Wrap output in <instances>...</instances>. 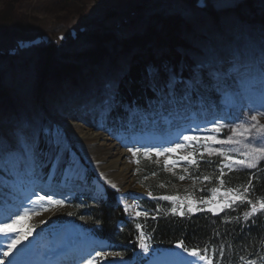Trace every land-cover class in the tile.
Here are the masks:
<instances>
[{"label":"rangeland","instance_id":"rangeland-1","mask_svg":"<svg viewBox=\"0 0 264 264\" xmlns=\"http://www.w3.org/2000/svg\"><path fill=\"white\" fill-rule=\"evenodd\" d=\"M43 36L51 41L10 53L19 41ZM47 46L54 48L50 57ZM131 64L142 65L154 94L143 104H125L122 99L123 76ZM172 74L182 81L198 75L200 82L191 89L181 83L173 91ZM153 79L159 81L157 86ZM166 117L176 124L171 132L181 130L169 142L146 143L147 134L164 135ZM252 124L257 127L244 130ZM262 125L264 0H0V156L4 157L0 161V205H5L9 195L32 190L18 211H9L12 215L0 221L11 224L20 217L14 225L17 231L0 233V260L22 230L30 232L23 240L25 246L19 243L9 254L33 250L48 262L62 246L72 248L56 264L77 262L80 248L87 243L96 246L90 251L94 264H178L164 258L170 253L183 255L187 264H207L184 248L199 249L212 264H264V250L245 245L246 240L226 239L221 234L178 249L170 240H156L152 227L160 216L191 219L189 208L215 227L238 224L246 213H252L247 203L253 202L249 185L231 186L223 177L245 172L254 179L264 170V153L254 151L264 147ZM20 133L38 145L35 158L23 166L9 155L18 149ZM81 134L110 135L116 143L129 140L121 147L133 168L129 179L114 188L110 157L97 155L101 151L92 153ZM184 136L199 140L185 142ZM207 137L219 141L231 137V142L215 143ZM177 143L185 147L174 153L155 152ZM145 149L152 151L146 154ZM78 155L85 165L81 183L70 173ZM185 156L189 159H182ZM200 162H212L216 177L193 171ZM248 163L254 167H247ZM147 165L156 171L152 176L146 173ZM88 168L95 173L93 177ZM158 174L171 175L168 188L174 191L156 196L149 190V180ZM69 181L73 185L68 198L40 190L48 182L60 188L59 184ZM109 188L119 194L118 201L124 204L137 234L138 250L132 259L127 258V249L108 243L96 227L87 224L91 221L84 209L87 196L98 203L107 199ZM241 193L247 199L233 202ZM49 195L63 204L38 200ZM164 196L176 199H161ZM77 200L81 203L74 208ZM215 204H224L218 220L206 211ZM260 212L264 210L259 208L251 215Z\"/></svg>","mask_w":264,"mask_h":264},{"label":"trees","instance_id":"trees-1","mask_svg":"<svg viewBox=\"0 0 264 264\" xmlns=\"http://www.w3.org/2000/svg\"><path fill=\"white\" fill-rule=\"evenodd\" d=\"M51 46L45 48L46 55L51 56ZM129 73L124 75V96L123 102L126 103H140L143 104L150 97H154V94L149 89V84L145 73L143 72L142 65H129ZM156 85L159 81L153 79ZM47 144V143H46ZM153 167V166H151ZM147 165V174L153 175L156 171ZM199 173L204 174L208 178L216 177V168L212 162H200L197 168H194ZM93 174V172H92ZM155 175V174H154ZM172 179L171 175L154 176L148 182V188L156 196L159 194L167 195L165 193H171L173 189H169V183ZM223 181L229 183L231 186L240 183L242 185H249V196L253 199L254 204L259 209V200H264V170L260 171L253 179L250 174L245 172L230 173L223 177ZM183 189V188H181ZM117 193L112 189L107 190V199L102 200L99 203H94L90 197H87L88 202L84 205L85 213L91 218L88 222L93 227H98V232L102 238L109 240L111 243L120 244L121 249H127L129 254L128 259H132V254L138 250L137 247V234L134 230V226L128 219L127 213L123 206L118 202ZM79 201H76L73 205L74 208H79ZM64 212H66L64 210ZM261 214L249 215L238 224L235 225H220L214 226L210 221H202L197 216H192L191 219L186 220L177 216L173 219H166L164 216L157 218V222L152 224L155 229L154 234L156 240L161 241L170 240L174 244L182 241L184 245H191L193 243L207 242L214 240L216 236L222 234L226 239L239 238L246 240L247 246L254 248H261L264 250V212ZM252 214V213H251ZM214 220H218L219 217H211ZM218 228L219 232L214 233Z\"/></svg>","mask_w":264,"mask_h":264},{"label":"bare ground","instance_id":"bare-ground-1","mask_svg":"<svg viewBox=\"0 0 264 264\" xmlns=\"http://www.w3.org/2000/svg\"><path fill=\"white\" fill-rule=\"evenodd\" d=\"M172 123L173 122L170 120V118L166 117V121L163 124L164 129H166V131L163 132L164 135L160 133L154 135L147 134V136L145 135L147 141L146 143H148V141L151 143L171 141L173 139V136L177 134L179 130H181V128L179 129L178 127V130L176 129V131L173 130V132H171L170 131L171 128L176 126V124L173 125ZM80 139L92 153L101 151L104 153L103 154L98 153L97 155L100 156L105 155L110 157L111 159L110 162L112 164L111 171H112V176L114 178V182L112 184L117 185L118 183H123L124 181H127L129 179V177L132 174L133 168L132 165L128 163L127 161L128 159H126L127 153L121 148L124 145V142L127 143L129 140H123L121 143H116L114 142V138L110 135H106V136L104 135L102 137L101 136L93 137L88 134L85 135L81 134ZM80 161H81L80 158L76 157L73 161L74 162L73 167L70 169L71 172L70 171L69 172L73 174L72 176L75 180L78 179V182L81 183V181L85 180L84 179L85 171H84V166L81 164ZM61 184L58 185L61 186L60 188L56 187V185L54 187L53 186L51 187L50 182H48L46 184H42L40 190H42L44 193H48V192L50 194L56 193L57 195L60 194V196L63 195L68 198L69 195H71L72 193L69 190H71L73 181L64 182ZM67 189L69 192H65V190ZM31 192H32L31 189L27 191L21 190L19 192L14 193L13 195H9V198L5 202V205L4 206L0 205V221L4 218L8 219L10 215H12L9 211H13V212L18 211L19 204L22 202L24 197H29V193ZM20 234L21 233L18 232L16 237L19 236ZM20 245L25 246V242L22 240L20 242ZM22 246H18L17 249L23 252L25 248ZM62 247L63 250L58 253H55V257L50 258L48 262H46L44 258L39 259L38 256L39 257L41 256L38 255L33 250L30 251V253L28 252V254H23V255H19L18 253L9 254L7 257L4 256V258L0 260V262H2V264H56V262L58 263L59 261H63L64 257L69 255V253H72V248L66 249L65 246ZM91 247H92L91 243H87L86 245H83V247L80 248L81 257L77 259V262L76 261L73 262V264H89V262H91V264H94L93 257H91V253H90ZM94 247L96 248V246ZM64 250L65 253H63ZM86 253L89 254L87 255ZM164 258H169V262L174 261L182 264H187L185 257L178 253H170L166 255Z\"/></svg>","mask_w":264,"mask_h":264},{"label":"snow or ice","instance_id":"snow-or-ice-1","mask_svg":"<svg viewBox=\"0 0 264 264\" xmlns=\"http://www.w3.org/2000/svg\"><path fill=\"white\" fill-rule=\"evenodd\" d=\"M204 66L201 65L200 66V70H203ZM234 70L235 71H239V68L238 67H234ZM169 82L172 84V90L174 91L175 87L181 83H183L185 85V87L187 89H191L193 87H195L199 82H200V77L198 75L194 76L192 79L188 80V81H182V80H179L177 79L176 75L175 74H172L170 76V80ZM251 119L253 121H256L257 120V117L256 116H252ZM257 125L256 124H252L250 126V128H245L244 130L245 131H250L251 128H256ZM262 128H264V125L261 126ZM243 134V133H241ZM206 139H209V140H213V142L215 143H229L231 142V137H229V140L227 141H219V140H215L214 137H207ZM183 140L185 142H191V141H198L199 138L196 137V136H184L183 137ZM18 149H13L9 155L11 156L12 159H14L16 161L17 164H19L20 166H23L25 164V162L29 159V158H32L34 159L35 158V155H36V152H37V149H38V145L35 143V142H30L27 137L23 134V133H20L19 136H18ZM185 147V144L183 143H177L174 147H171V148H163V149H155V152L157 155H162L163 153L165 152H176L178 149H181ZM141 149H136V151H140ZM131 151V150H130ZM145 153L147 154L148 152L152 151L151 149H145L144 150ZM255 152H258V153H264V147H261V148H256L254 149ZM135 154V153H133ZM4 159L3 156H0V161H2ZM182 159L184 160H188L189 157L185 156V157H182ZM229 159H232L231 157H229ZM166 163H172V161H166ZM191 163L195 164L196 161L193 159L191 161ZM234 163H237V164H240V165H244L245 164V161L244 160H235ZM247 167L251 168V167H254V164L253 163H248L247 164ZM180 179H184L183 176L180 177ZM205 179H208L207 177H205ZM223 183V181H222ZM113 187L115 188V185H113ZM232 191V190H230ZM245 192L248 191V188H245L244 190ZM45 199H47L50 203L52 204H63V201L62 200H53L52 196H40L38 197V200L39 201H44ZM161 199H164V200H175L176 197H170V196H164V197H161ZM247 197L244 195V193H241L240 195H237V196H234L233 197V202H235L236 200H246ZM207 203V201H205ZM247 203L251 204L252 205V213L256 212L257 210V205L254 204L251 200H247ZM259 208L261 210H264V200H260L259 202ZM229 207L231 205H228ZM223 205H216V208H219L221 211H223ZM193 209L192 208H189V211H192ZM209 211H215V208H209ZM24 215L26 216L27 215V210L25 211ZM137 215H140V213H137ZM145 215H147L145 213ZM181 215H183V213H181ZM251 215V213H246L245 214V218L247 219V217ZM20 219V217H17V220H14L12 221L11 224H0V233H4L5 235H7L9 232H13V231H17V229L14 227V225L17 223V221ZM139 227V226H138ZM30 234V232H23L21 230V234L19 236H17L15 239L12 240V242L8 245V248H9V251L7 252H4L3 255L5 257H7L9 255V252L16 247L17 244H19L22 240H25L27 239L28 235ZM178 247H183V242H181L180 244L177 245ZM142 247H144V250L147 251V247L142 245ZM185 251L189 252V255L193 256V257H196L198 258L199 260L201 261H205L207 260V264H212V261L210 259H208L205 255H202L201 254V251L199 249H196V248H193L192 250H188L187 248H184ZM207 251V250H205ZM97 255H104L103 253H97ZM115 255H119V253H116ZM0 264H2V262H0ZM89 264H91V262H89ZM248 264H255L254 261H249Z\"/></svg>","mask_w":264,"mask_h":264},{"label":"water","instance_id":"water-1","mask_svg":"<svg viewBox=\"0 0 264 264\" xmlns=\"http://www.w3.org/2000/svg\"><path fill=\"white\" fill-rule=\"evenodd\" d=\"M200 6L204 7V4L200 3ZM82 31H84V29H82ZM72 34L75 37L76 36L75 35L76 31H73ZM50 41H51V38L49 36L38 37V38H36L34 40L19 41L17 46L15 47V49H11L10 50V53L13 54V53L19 52L21 49H26V48H29V47H31L33 45L40 44L42 42L49 43ZM216 205H223L224 206V204H215V205H212V206L208 207L207 210L209 211V208H215V211H212V212H213V214L215 216H218V215H220L222 213V211L219 208H216ZM193 212H195L194 209H193ZM178 248H180V247H178Z\"/></svg>","mask_w":264,"mask_h":264}]
</instances>
